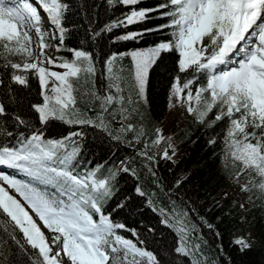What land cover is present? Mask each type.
Masks as SVG:
<instances>
[{
	"label": "snow or ice",
	"instance_id": "obj_1",
	"mask_svg": "<svg viewBox=\"0 0 264 264\" xmlns=\"http://www.w3.org/2000/svg\"><path fill=\"white\" fill-rule=\"evenodd\" d=\"M21 68L42 98L27 111ZM154 74L190 127L165 134L142 111ZM193 136L264 207V0H0V264H237L219 229L229 191L205 209L175 171ZM257 246L229 236L240 257Z\"/></svg>",
	"mask_w": 264,
	"mask_h": 264
},
{
	"label": "trees",
	"instance_id": "obj_2",
	"mask_svg": "<svg viewBox=\"0 0 264 264\" xmlns=\"http://www.w3.org/2000/svg\"><path fill=\"white\" fill-rule=\"evenodd\" d=\"M101 17H103L102 9ZM82 35L83 30L81 29L68 41L67 46H80L79 40L82 38ZM55 55L66 57L69 60L71 59V54L67 51H61L59 53L55 51ZM59 61L63 62V60ZM18 62L21 63L23 61ZM157 72L165 75L167 74L164 66L157 69ZM24 75L28 77L31 88L19 85L15 86L18 92L17 100L21 111H27L29 104L32 102H37V100L42 102V98H38L36 96L38 89V77L33 78L32 70L25 72ZM158 79L159 77L154 74V78L147 89L146 102H142V111L146 113V116L151 121L158 125H163L162 119L166 114L167 103L161 92V84L157 83ZM97 82L98 84L100 83L99 77ZM83 106L84 102L82 101L81 107ZM186 126H191L190 120L182 123L178 128H174L172 125H163L162 127L164 133L168 134L169 132L178 133ZM177 138L179 139L180 137ZM196 140L197 137L193 136L190 140L178 145L179 151L177 152L176 158L179 162V167H177L175 171L176 173H179L181 170H184L192 173L186 187L195 189L193 195L198 193L200 200H206L204 207L207 209L208 205H210L213 200H219L221 198L223 190L229 191L230 187L235 185H230L227 176H222L221 172L226 170L234 175L235 172L239 170V167L233 162L230 155L227 158L218 156L215 160H213L211 153L203 147L204 137L201 136L198 143H193V141ZM161 148H163V145H161ZM168 166H172L170 162ZM161 167H163V162ZM247 180L248 177H244L239 183L244 184ZM243 192L245 194L241 196L236 193L229 192L231 199L225 204L223 209L224 213L227 215L225 216L223 222L219 224V229L224 235L225 251H228L230 254L235 256L237 264H241V262H243V264H260L261 260H264V251H262L259 246L243 257L236 255L234 250L228 247L230 234L231 236L236 237L240 234L249 233L251 237L250 242L253 240L259 241L262 235H264V207L261 206L258 194H255L257 193V190L253 189L252 191ZM250 196L252 197L251 199H249ZM243 198L247 202L245 211L240 210V203ZM233 201L235 202V207L232 208L231 212H229V206L232 205ZM216 215H220V212H217ZM0 228H2V225H0ZM205 235L211 238L210 234H208L206 230ZM169 242H171V236H169Z\"/></svg>",
	"mask_w": 264,
	"mask_h": 264
},
{
	"label": "rangeland",
	"instance_id": "obj_3",
	"mask_svg": "<svg viewBox=\"0 0 264 264\" xmlns=\"http://www.w3.org/2000/svg\"><path fill=\"white\" fill-rule=\"evenodd\" d=\"M32 37H33V39H32V47H33V50L36 51L37 50V46H38L39 38L35 35V30L34 29H32ZM53 52L54 51L52 49L51 51L48 52V55L54 56ZM35 59H36L35 56L30 57L27 60V62H33ZM23 63H21V64H23ZM61 63L62 62H57V64H54V65H49V64L45 63L43 66L49 68L50 71H64V69L59 66ZM23 71H27V70H24L23 68H21V70H19V72H20L19 75H21V73H23ZM46 80H47V82H46V85H45V92L48 93V94H51L52 85L53 84H58L59 81H56L54 77H46ZM188 120H190L189 117L185 116L183 113L178 114L177 110H172L171 107L167 104L166 114H165V117L162 119V124L163 125H168V126L172 125L174 128H178V127L181 126L182 123H184V122H186ZM236 188H237V185H234V186L230 187L229 192L236 193V194H238L240 196L245 194L243 191L242 192H237ZM240 204L244 205L243 208L240 207V210L241 211H245L246 207H247V202L245 201L244 198L242 199ZM40 223L42 224V222H40ZM236 237H243L248 242L251 241V237H250L249 233L240 234V235H238Z\"/></svg>",
	"mask_w": 264,
	"mask_h": 264
}]
</instances>
